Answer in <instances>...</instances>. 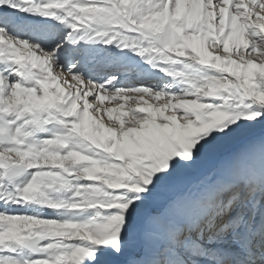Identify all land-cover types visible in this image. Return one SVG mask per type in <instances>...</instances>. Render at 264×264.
<instances>
[{
  "label": "snow or ice",
  "instance_id": "6c2138e0",
  "mask_svg": "<svg viewBox=\"0 0 264 264\" xmlns=\"http://www.w3.org/2000/svg\"><path fill=\"white\" fill-rule=\"evenodd\" d=\"M0 264H264V0H0Z\"/></svg>",
  "mask_w": 264,
  "mask_h": 264
}]
</instances>
